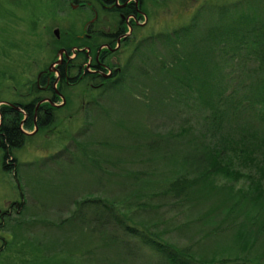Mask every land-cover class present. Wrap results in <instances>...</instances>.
<instances>
[{
	"label": "rangeland",
	"instance_id": "obj_1",
	"mask_svg": "<svg viewBox=\"0 0 264 264\" xmlns=\"http://www.w3.org/2000/svg\"><path fill=\"white\" fill-rule=\"evenodd\" d=\"M149 1V26L144 33L137 28L138 39L147 30H168L186 22L201 4H253L261 10L264 21V0L262 5L257 4L259 0ZM75 3L0 0V104L22 100L21 94L30 90L37 71L59 55L53 28L58 29L59 37L64 33L75 37L81 32L83 20L90 13L82 5L73 6ZM234 39L230 38L232 44ZM254 49L253 45L238 52L228 48V54L222 57L230 58L210 77L213 85L197 86L184 79L175 86L174 94L166 91L164 74L157 78L155 92L148 88L147 77L139 74L146 70L144 74L155 80L157 65L161 69L170 66L167 50L158 46L152 52L151 47L142 49V59L133 57L129 62H133L132 78L97 105L89 103L88 87L83 82L62 89L64 101L54 111L52 124L44 130H25L30 134L23 145L11 150L16 159L14 168L2 167L0 148V209L20 195L23 200L22 210L12 214V220L0 230V264H109L108 258L117 264L154 261L155 256L146 247L126 237L111 221L96 222L87 204L81 206L79 216L72 217L74 202L88 197L112 201L128 223L161 232L163 238L196 258L210 261L247 255L241 245L247 243L240 241L246 232L244 226L229 231L227 222L219 224L220 231H216L199 209L226 203L220 200H227L230 187L246 189L251 182L246 173L252 169L249 162L232 159V169L243 167L244 175L229 181L213 177L215 187L206 198L193 194L198 197L197 203L202 201L199 209L158 192L163 188L159 182L168 181L177 170V162L188 153H193L192 157L196 154L195 143L213 146L216 140L212 137H218L212 127L219 121L217 115L222 116L217 129L226 141L241 145V136H259L263 124L243 110L245 100L260 97L259 81L264 78V54H259V46ZM126 56L122 54L118 61L122 63ZM182 73L202 78L195 65ZM202 137L207 141H199ZM144 145L153 148L148 151ZM243 154L257 167L253 175L262 182L260 154L251 148ZM153 191L157 194L151 195ZM220 217L221 213L217 221ZM261 247L264 249V241ZM68 254L70 258L63 263Z\"/></svg>",
	"mask_w": 264,
	"mask_h": 264
},
{
	"label": "trees",
	"instance_id": "obj_2",
	"mask_svg": "<svg viewBox=\"0 0 264 264\" xmlns=\"http://www.w3.org/2000/svg\"><path fill=\"white\" fill-rule=\"evenodd\" d=\"M245 2L257 3L256 0H245ZM262 2L263 0H259L257 4L262 5ZM231 5L201 4L192 11L186 22L168 30L149 31L147 35L144 34L133 44L125 42L123 46L125 45L127 56L121 63V71L116 76L112 75L109 78H100L99 80L90 73H88V76H83L84 84L88 87L86 95H89V103L92 102V104L97 105L100 99L108 96L111 91H116V87H122L126 80L129 81L132 78L133 71V62L129 63L130 60L133 57L142 59V49H148L149 47H151V52L155 51L156 46L165 48L169 56L168 62L170 63V66L166 69H161L160 65H157V69L153 71L155 80H153L152 76L144 74L146 70H140V76L143 78L147 77L148 88H154V92L157 91L154 84L158 81L157 78H160L159 75L162 74L166 77V91L169 93L175 91V86L182 84L184 79L195 82L197 86L213 85L214 82L210 80V77L213 75V70L219 68L230 58L222 57V54H228V48L238 52L241 47L253 45L256 47L253 51H256L259 46V54L262 56L264 54V21L261 10L253 4L245 6ZM255 22H258V25H255ZM63 36L60 35L59 38L61 39H57L54 36V43L56 45L63 44ZM229 37H235L233 44L230 42ZM78 38V36L73 37L71 34L67 39L72 40L73 43L77 42ZM194 38H196V42H193ZM66 50L69 51V45L66 46ZM193 65L200 71L201 79L197 78L195 73L191 76H185L182 73ZM259 82L260 97L245 100L246 105L243 107L245 112L248 114L253 113L254 118L263 124L262 127H259V136L250 137L243 135L241 136V142H239L242 143L241 145L235 144L232 140L226 141L225 136L217 129L222 117L217 115L216 118L219 121L213 124L212 127L217 132L218 137L211 136L216 140L213 146L209 147L206 143H203V146H198L195 143L196 154L193 157L191 156L193 153H188L184 159L177 162L178 166L174 167L177 170L175 169L176 171L172 173V176L169 179L167 178V182L156 181L163 186L158 192L159 195L183 202L187 207L199 209L202 207L200 206L202 201L197 203L196 198L198 197L193 196V194H201L199 197L206 198L205 195L215 187L211 182L213 177H222L229 181L231 178L236 179L244 175L245 168L232 169V159L239 162L242 160L245 163L249 162L252 169L247 170L246 173L251 182H248L246 189L230 187L227 200H220L221 203H226L214 204L209 209H199L203 214L205 213L209 223L215 225L216 231H220L219 224L222 225L227 222L229 231L240 229L244 226L246 232L245 235L240 237V241L243 240L247 245L240 244L244 247V251L248 252L247 255L226 256L210 261L196 258L190 252L163 238L161 232L159 233L155 229L147 231L143 227L144 225L142 226L140 223H128L129 219L124 213H118V209H116L112 201L102 198L88 197L74 202L75 210L71 216H79V212L82 211L81 206L87 204L88 208L92 209L93 214L95 213L96 222L109 223L111 221L115 227L122 230L126 237L134 238L139 245L146 247L155 256L154 261H151L150 264H264V249H262L263 247L259 248L261 241H264V78ZM78 83H81V81L74 84ZM61 87L64 90L68 86L62 82ZM62 89L60 90L63 92ZM85 89L84 87L82 91H85ZM221 89L223 90L224 88L221 87ZM255 89L258 88L255 87ZM0 114V147L4 149L5 158L10 157L12 161L16 162L11 150L23 145L25 138L28 136L19 129L20 114L12 107L1 104ZM52 122L53 120L49 117L47 122L36 123L37 129L44 130ZM31 127H33L31 122L22 125V128L26 130ZM199 141L205 142L207 139L202 137ZM144 147L148 151L153 148L145 145ZM136 148L138 149L139 145ZM250 148L260 154L258 164L263 172L261 176L262 182L253 175V170H257V167L243 154L244 150ZM12 161L8 165L4 162V169L14 168L11 164ZM173 165L174 162L171 163V166ZM116 174V179L119 180V173L116 172ZM15 179L18 181L16 175ZM20 190H22L21 187H19V194ZM63 193L65 196L68 195L66 190ZM156 194V191L151 193V195ZM219 213H221V217L217 221ZM68 219L69 217L65 220ZM243 224L248 225V227ZM137 225H141V228H138ZM59 226L57 225V227ZM69 258V254L65 255V258L62 259L63 263ZM108 262L109 264H117L109 258Z\"/></svg>",
	"mask_w": 264,
	"mask_h": 264
},
{
	"label": "flooded vegetation",
	"instance_id": "obj_3",
	"mask_svg": "<svg viewBox=\"0 0 264 264\" xmlns=\"http://www.w3.org/2000/svg\"><path fill=\"white\" fill-rule=\"evenodd\" d=\"M70 1L76 2L73 6L86 7L90 13L83 20L81 32L76 35L79 37L77 42L72 43L65 34L63 44L58 45L55 50V52L59 50L61 56L55 55L48 63L53 67V70H47L48 65L38 70L30 90L21 94L22 100L11 101L12 106L5 104L20 114L19 129L26 136H29L30 133L22 128L24 123H33V127L27 130L33 129L32 132H34L39 130L36 123L47 122L49 117L54 120V111L59 109L58 105L64 101L63 92L60 90L62 82L66 86L80 81L84 83L83 76H88V73L96 76L98 80L109 78L112 75L116 76L121 71V61L118 60L122 54L127 53L123 44L125 42L135 43L138 39L135 33L137 28L144 33L149 26L147 22L150 13V10L147 9L148 2L151 3L149 0H146V6L144 5L145 0ZM148 32L149 30L146 35ZM68 45L69 51L66 50ZM57 57H59V63L54 62ZM59 99L60 103H56ZM2 150V167L4 168V162L8 165L12 158L6 157V160L4 149L2 148ZM11 164L15 167L14 161ZM22 206L23 200L20 195L19 199L9 201L5 208L0 209V230L3 229L6 222L12 220V214H18L22 210ZM13 210L16 213H13Z\"/></svg>",
	"mask_w": 264,
	"mask_h": 264
},
{
	"label": "water",
	"instance_id": "obj_4",
	"mask_svg": "<svg viewBox=\"0 0 264 264\" xmlns=\"http://www.w3.org/2000/svg\"><path fill=\"white\" fill-rule=\"evenodd\" d=\"M52 32L54 33V35L57 37V35H58V29L55 27V28H53L52 29ZM57 53H59V57L61 56V52L58 50V52ZM59 57H58V59L55 61V63H59ZM47 70H53V67L51 66V65H49V67L47 68ZM8 105H10V106H12L11 105V103H8ZM15 109H17V107H15Z\"/></svg>",
	"mask_w": 264,
	"mask_h": 264
}]
</instances>
